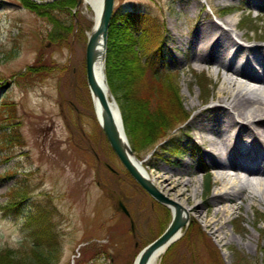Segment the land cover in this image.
Segmentation results:
<instances>
[{"label":"rangeland","instance_id":"1","mask_svg":"<svg viewBox=\"0 0 264 264\" xmlns=\"http://www.w3.org/2000/svg\"><path fill=\"white\" fill-rule=\"evenodd\" d=\"M260 5L254 8L248 0L114 1L116 14L134 11L144 15L152 49L160 44L163 48L159 71H165L174 84L166 88L180 104L181 113L176 117L187 115L166 137L134 154L159 173L160 188L173 171L187 169L188 175L181 176L190 180L194 203L205 204L213 190L214 170L188 125L196 113L213 105L210 100L219 81L212 64H202L198 70L191 46L175 48L174 33L178 31L189 41L199 21L209 20L229 30L222 22L231 18L239 26L235 38L242 33L249 40L246 45H264V3ZM48 17L37 16L17 0H0V118L7 116L12 104L23 142L22 146L0 149V264H46L38 254L22 256L28 250L23 216L33 212L38 203L55 211L51 220L59 246L51 247L54 254L48 256H56L57 264H133L141 249L165 231L172 213L126 173L95 119L85 70L86 44L94 26L91 10L81 0L73 8L51 12ZM253 36L259 41H251ZM121 56L116 53L110 69L114 89L110 94L118 109L138 115L144 109L142 104L147 105L146 114L158 106L168 107L162 94L154 97L150 83L143 82V74L130 58L124 68L119 67ZM36 59L43 76L21 77ZM193 99L204 101L191 108ZM185 129L191 137L184 134ZM4 131L10 134V128L0 133ZM172 135L182 148L190 150L166 161L161 158L165 152L161 147ZM156 151L159 156H154ZM187 159L189 166L184 165ZM171 188L163 189L169 197ZM13 192H18L16 200L22 203L21 215L5 216ZM206 212L212 215L211 209ZM227 218L229 234L235 238L230 245L216 243L210 228L189 221L158 264H264V205H244ZM248 234L255 237L251 242ZM4 252L7 254L2 256Z\"/></svg>","mask_w":264,"mask_h":264},{"label":"bare ground","instance_id":"2","mask_svg":"<svg viewBox=\"0 0 264 264\" xmlns=\"http://www.w3.org/2000/svg\"><path fill=\"white\" fill-rule=\"evenodd\" d=\"M82 3L91 10L96 24L101 15L103 0H82ZM248 3L254 8H260V3H264V0H248ZM222 24L230 29H224L209 20L199 21L197 30L189 41L183 40L182 34L177 29L174 30L175 48L191 46V58L198 65V70H201L202 64H212L216 67L215 74L219 81V86L212 92L210 102L213 105L196 113L188 125L193 138L204 148L203 156L214 170L213 190L204 198L205 204L204 201L194 203L191 200L190 180L182 179L181 176L188 175L187 169L175 173L173 171L172 177L161 182L163 188H160L157 182L161 178L157 176L159 173L136 158L138 170L158 191L164 193L163 189L172 185V197L164 193L172 201V205L167 206L172 215L177 205L185 223L199 222L205 228H210L214 241L226 246L235 239L229 234V214L241 210L244 205H264V45H241L245 40L237 43L232 38V31L239 28L238 24L231 18L225 19ZM240 36L244 37V34L241 33ZM252 39L259 41L254 36ZM94 72L102 89L109 95L105 66L101 61H96ZM90 100L96 119L99 116V106L96 98L91 95ZM203 101L193 99L190 106L195 108ZM114 113L120 134L132 149L121 112L114 109ZM186 116L178 118L172 115V124L180 122ZM185 133L187 137H191L187 129ZM184 165L189 166L190 160L187 159ZM197 194L193 192L192 195ZM210 209L212 215L206 212ZM183 226L172 234L169 244L152 255L149 264H158L168 246L179 240ZM254 238L252 234L247 235L249 242ZM237 241L239 243L241 240L237 238ZM133 264H137V257Z\"/></svg>","mask_w":264,"mask_h":264},{"label":"trees","instance_id":"3","mask_svg":"<svg viewBox=\"0 0 264 264\" xmlns=\"http://www.w3.org/2000/svg\"><path fill=\"white\" fill-rule=\"evenodd\" d=\"M17 1L23 8L28 9L37 16L42 17H48V14L54 11H66L68 8L76 6L78 2V0H57L54 2L37 4L35 1L31 0ZM56 23L58 25L57 21ZM149 28L150 27L147 25L144 15L134 11H126L123 14L114 13L107 30L108 40L106 43L105 75L110 92L113 94L114 91L113 85L111 84V75L113 74V70H110L112 69L111 60L116 56V53H118L122 55L119 60V67L124 68L126 66L127 59L130 58V61L134 62V66H136L137 69L140 70L141 74H143V82L150 83L151 90L154 91V97L157 98L162 94L164 99H166L167 105H169L168 107H155L153 111L151 110V112H147L146 114L145 111H148L147 105L145 107V104H142L144 112L142 113L141 111L143 110H139L138 115H134L135 113L132 114V112H128L126 110L129 113L127 114L125 113V110L120 108L126 134L134 153H138L145 147H149L158 142L160 139L166 137L168 132L173 130L176 124L178 125L182 121L184 123L186 119L185 117V119L180 122L172 124V115H180L179 113H181V108L178 100L174 99L175 97H173V94L171 98L169 90L166 88V85H170L171 87L174 86L173 83L171 85V77L169 78L165 71H159L162 69L160 64L163 59V48L160 44L157 49H152L154 46L150 45L151 37ZM38 63L39 59H36V64L34 63L33 65L28 66L26 71L22 75L20 74V76L25 77L32 75L38 78L42 77L44 73L38 69L40 66ZM169 98L171 99V102L169 101ZM6 105L7 104H4L3 106ZM9 105H11V108L10 111L7 110V116L0 118V130L10 128V134H7L9 131L0 133L2 141L0 149L3 146L4 148H11L12 145H23L19 128L17 124H15L14 108L12 109L13 105ZM137 117L139 119H136ZM132 118L135 119L133 120ZM152 129L155 131L152 132ZM193 147L197 148L196 145H193ZM161 150L165 151L164 154H166L164 155L162 153L161 158L163 160L170 161L173 155H179L185 151H189L190 149L185 150L182 148L181 144L176 141L172 135V137H170L161 147ZM159 155L160 153L158 151L154 154V156ZM208 188L209 186L207 184V189ZM16 194H18V192H13V194H11L13 201H11V203L7 206L6 211L8 212L4 213L5 216L21 215L20 207L22 203L16 200ZM32 209L34 210L33 212H29L23 216L22 228L25 232V238L27 239V244L25 245L28 246V250L22 253V256L27 253L38 254L40 258H44V261L47 260L46 264H55L58 258H56V256L54 259L49 258V256L54 254V249L52 248L59 246L58 233L55 224L51 220L53 215L52 213L55 211L53 212L52 208L42 206L39 203L36 204L35 207L33 206ZM262 239L264 241V231L262 233ZM4 254L7 253H1L2 256H4ZM19 263H22V261L15 264Z\"/></svg>","mask_w":264,"mask_h":264},{"label":"water","instance_id":"4","mask_svg":"<svg viewBox=\"0 0 264 264\" xmlns=\"http://www.w3.org/2000/svg\"><path fill=\"white\" fill-rule=\"evenodd\" d=\"M80 2L81 0L78 1V4H80ZM113 7L114 0H103L100 18L96 24L94 23L86 44L85 70L87 86L90 95L92 98H96L99 106V116H97L96 120L99 123L110 149L128 175L152 199L167 207L169 204L172 205V201L158 191L138 170V160L129 144L124 140L122 134H120L116 123L114 109L118 110V107L111 94L109 93V95H107L95 76L94 66L96 61H101L103 67L105 66L107 30L112 17ZM98 47H101L100 51L98 50ZM110 170L112 171V169ZM119 207L127 216L128 212L122 203H119ZM183 225H185V222L181 218L179 207L176 205V211L173 214V218H171L168 227L157 239L153 240L141 249L136 256L137 264H149L152 255L163 246L169 244L172 239V234Z\"/></svg>","mask_w":264,"mask_h":264}]
</instances>
